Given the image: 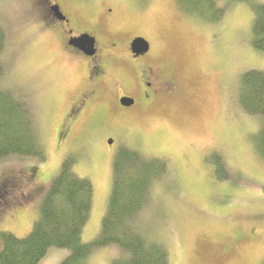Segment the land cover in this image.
I'll list each match as a JSON object with an SVG mask.
<instances>
[{"label": "rangeland", "instance_id": "1", "mask_svg": "<svg viewBox=\"0 0 264 264\" xmlns=\"http://www.w3.org/2000/svg\"><path fill=\"white\" fill-rule=\"evenodd\" d=\"M90 1L99 12L113 9L109 32L152 44L179 96L156 105L141 101L139 108L121 112L113 91L127 80L121 68L111 74L102 107L95 111L92 105L69 131L64 119L85 90V65L62 52L58 32L41 29L37 0H0V25L7 35L4 82L26 99L47 150L41 163L17 155L0 160V185L39 184L28 202L0 191V235L29 236L42 199L72 154L77 176L94 186L82 237L86 244L94 242L111 194L114 159L124 146L164 161L166 173L137 223L147 240L165 244L171 264H262L264 157L255 140L263 122L241 110L240 94L247 72H264V53L252 47L253 8L264 0H217L224 8L217 23L181 15L173 0ZM96 26L101 24L91 28ZM108 139L114 140L113 149ZM69 254L51 248L41 264H61ZM129 257L108 246L95 249L88 264H127Z\"/></svg>", "mask_w": 264, "mask_h": 264}, {"label": "trees", "instance_id": "2", "mask_svg": "<svg viewBox=\"0 0 264 264\" xmlns=\"http://www.w3.org/2000/svg\"><path fill=\"white\" fill-rule=\"evenodd\" d=\"M173 2L179 13L197 16L208 23H217L224 14L217 0ZM253 10L252 47L264 53V4H255ZM6 48L7 35L0 25V160L17 155L41 163L47 159V150L36 118L26 99L4 82ZM241 83V110L263 122L255 147L264 157V72H247ZM75 160L72 154L63 160L59 174L42 199L29 236L20 239L9 232L1 233L0 264H41L51 248L70 252L61 264H88L95 249L108 246H118L128 252L127 264H171L165 244L147 240L137 223L153 200L155 185L166 173L164 161L129 147L121 146L117 150L100 236L86 244L82 237L91 217L94 186L90 180L77 176Z\"/></svg>", "mask_w": 264, "mask_h": 264}, {"label": "flooded vegetation", "instance_id": "3", "mask_svg": "<svg viewBox=\"0 0 264 264\" xmlns=\"http://www.w3.org/2000/svg\"><path fill=\"white\" fill-rule=\"evenodd\" d=\"M37 3L42 19L41 29L58 32L62 52L85 65V90L71 105L64 119L69 131L92 105H97L95 111L102 107L104 90L112 79L111 74L121 68L127 72L124 75L127 80L113 86L116 106L121 112L139 108L141 101L145 105H156L162 99L179 96V86L168 74L170 69L155 58L152 44L147 39L149 50L144 53L133 50L132 45L141 36L126 37L121 31L107 30L108 19L113 16L112 8L99 12L90 0H37ZM94 22H99L101 27L91 28ZM85 24L88 27H84ZM79 40L85 42L79 43ZM125 98L132 99L134 104L131 107L122 106L121 100ZM91 118L87 117L89 125ZM109 147L113 149L114 144ZM38 189L39 184L31 182L17 184L8 180L0 185V191H6L8 197L15 193L24 202H28Z\"/></svg>", "mask_w": 264, "mask_h": 264}, {"label": "water", "instance_id": "4", "mask_svg": "<svg viewBox=\"0 0 264 264\" xmlns=\"http://www.w3.org/2000/svg\"><path fill=\"white\" fill-rule=\"evenodd\" d=\"M79 43H83L85 41L83 40H79L78 41ZM75 46V44H73ZM133 50H138L140 52H148L149 50V43L144 39V38H136L134 41H133ZM121 104L122 106L124 107H131L133 104H134V101L132 99H122L121 100ZM109 146H112L114 144V140L113 139H110L109 142H108Z\"/></svg>", "mask_w": 264, "mask_h": 264}]
</instances>
